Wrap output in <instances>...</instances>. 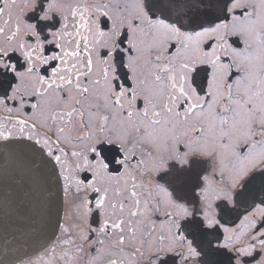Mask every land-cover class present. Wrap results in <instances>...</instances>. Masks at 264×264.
Instances as JSON below:
<instances>
[{
    "label": "snow or ice",
    "instance_id": "1",
    "mask_svg": "<svg viewBox=\"0 0 264 264\" xmlns=\"http://www.w3.org/2000/svg\"><path fill=\"white\" fill-rule=\"evenodd\" d=\"M5 248L264 264V0H0Z\"/></svg>",
    "mask_w": 264,
    "mask_h": 264
},
{
    "label": "water",
    "instance_id": "2",
    "mask_svg": "<svg viewBox=\"0 0 264 264\" xmlns=\"http://www.w3.org/2000/svg\"><path fill=\"white\" fill-rule=\"evenodd\" d=\"M10 183H12V181H10ZM9 231L14 230L15 226H16V217L9 212L8 216L5 218V225H4ZM11 239V237H9V240ZM21 242L22 244H24V246L21 248L20 246H17V248L19 249L18 251H16L14 254H23L24 252H32L37 245L34 243H24L23 238H21ZM4 251V255H0V259H4L5 255H8L7 249H3Z\"/></svg>",
    "mask_w": 264,
    "mask_h": 264
},
{
    "label": "flooded vegetation",
    "instance_id": "3",
    "mask_svg": "<svg viewBox=\"0 0 264 264\" xmlns=\"http://www.w3.org/2000/svg\"><path fill=\"white\" fill-rule=\"evenodd\" d=\"M252 2L254 3V4H259V1H257V0H252Z\"/></svg>",
    "mask_w": 264,
    "mask_h": 264
},
{
    "label": "rangeland",
    "instance_id": "4",
    "mask_svg": "<svg viewBox=\"0 0 264 264\" xmlns=\"http://www.w3.org/2000/svg\"><path fill=\"white\" fill-rule=\"evenodd\" d=\"M257 1H259V0H257Z\"/></svg>",
    "mask_w": 264,
    "mask_h": 264
}]
</instances>
